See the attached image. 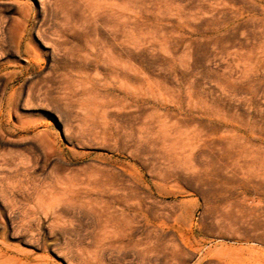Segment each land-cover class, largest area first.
Wrapping results in <instances>:
<instances>
[{"label": "rangeland", "instance_id": "rangeland-1", "mask_svg": "<svg viewBox=\"0 0 264 264\" xmlns=\"http://www.w3.org/2000/svg\"><path fill=\"white\" fill-rule=\"evenodd\" d=\"M0 264H264V0H0Z\"/></svg>", "mask_w": 264, "mask_h": 264}, {"label": "bare ground", "instance_id": "bare-ground-1", "mask_svg": "<svg viewBox=\"0 0 264 264\" xmlns=\"http://www.w3.org/2000/svg\"><path fill=\"white\" fill-rule=\"evenodd\" d=\"M262 187V186H261Z\"/></svg>", "mask_w": 264, "mask_h": 264}]
</instances>
